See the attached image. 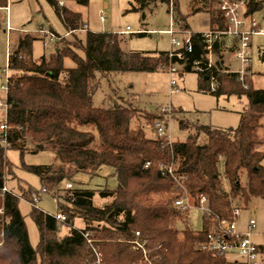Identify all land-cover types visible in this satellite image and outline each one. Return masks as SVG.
Returning a JSON list of instances; mask_svg holds the SVG:
<instances>
[{
	"label": "trees",
	"instance_id": "1",
	"mask_svg": "<svg viewBox=\"0 0 264 264\" xmlns=\"http://www.w3.org/2000/svg\"><path fill=\"white\" fill-rule=\"evenodd\" d=\"M47 1L73 38L81 30H86V35L72 42L66 35L56 34L57 44L50 55L34 59L35 37L26 34L19 38L17 49L9 53L11 75L6 95L7 135L4 142L0 141V189L7 174L12 173L8 148L21 153L43 149L55 153L57 162L52 164L24 165L39 176L48 191L78 172L94 175L103 166L113 168L118 185L114 189L73 186L60 192L56 199L66 216L62 222L71 227L63 237L57 233L61 220L33 206L30 215L40 235L37 247L30 242L19 209L22 197L35 204V191L29 187L20 193L11 190L0 195V264H90L95 252L84 236L86 232L99 238L94 243L103 264H230L224 253L213 256L200 243L219 219L232 218L240 200L247 204L253 196L264 198V140L259 134L264 88L254 87L252 77L246 79V87L237 73L225 66L226 55L217 46L212 67L204 69L209 59L203 33L190 30L179 0L161 1L169 4L177 30H190L191 50L182 47L183 59L171 55V50L127 51L118 33L91 31L82 13L67 7L64 0ZM75 1L87 5L90 0ZM156 1L136 0L137 5L131 7L143 10ZM193 2L194 11L210 13L209 29L225 26L218 0ZM0 4L7 6V0H0ZM263 4L264 0H247V13L254 14ZM65 57L75 66L66 67ZM197 61L202 70L195 69ZM173 64L180 74L198 73L199 91L216 96L246 95L248 103L240 112L239 124L217 127L181 120V126L195 131L186 140H172L166 132L159 134L157 123L167 126L166 121L180 109L170 106L169 112H163L160 107L152 112L125 100L110 106L93 104L103 76L155 72ZM209 71L217 77L215 91H209ZM138 114L157 129L156 137L146 135L144 123L135 125ZM162 164H173L179 181L163 174ZM223 178L228 180L229 190L224 188ZM184 189L195 205L205 199L201 230L189 226V208L175 205ZM97 195L110 200L95 204ZM76 218L84 227L74 226ZM179 221L185 225L181 230Z\"/></svg>",
	"mask_w": 264,
	"mask_h": 264
},
{
	"label": "rangeland",
	"instance_id": "2",
	"mask_svg": "<svg viewBox=\"0 0 264 264\" xmlns=\"http://www.w3.org/2000/svg\"><path fill=\"white\" fill-rule=\"evenodd\" d=\"M63 3L74 11L81 12L86 22V28L91 31H113L118 33L121 39V46L127 51H170L172 49L171 37L168 30L173 27L174 35L179 39L189 35L191 31H205L210 28V13L205 10L194 11L193 0H179L181 12L187 16L190 30L179 31L174 26L172 14L169 11V4L158 0L150 3L143 10L132 9V4L137 5L136 0H90L87 5L80 4L75 0H64ZM0 4V99L6 98V91L1 85H7V77L11 75L8 69L9 53L16 50L20 37L30 34L35 37L32 44L33 58L37 59L42 55H50L55 49L53 43L49 42L50 34L45 35L41 29L53 31L55 34L66 35L72 42L75 38H85L86 30L78 31L73 38L68 32L61 18L47 0H7V8ZM104 12L105 19H101ZM263 7L254 16L261 22V29L264 31ZM130 30L125 32L127 27ZM213 27V26H212ZM144 33V34H141ZM44 40L48 41L47 45ZM249 49V70L253 73L252 83L254 87L264 88V33L251 36ZM229 63L228 69L239 71L244 68L240 60L226 56ZM66 67L75 66L74 61L64 58ZM171 79L177 84L172 87ZM199 76L195 71L171 72L169 69H161L155 72L130 71L124 73H113L110 76H103L100 87L94 95L95 106H110L118 101H131L133 105L146 110L156 112L160 107L173 106L180 109L174 117H170L163 125V130L172 140H186L195 131L191 127H183L180 121L184 120L190 125L198 123L217 127H236L240 121V112L248 103L246 95L221 94L216 96L209 92H202L198 89ZM5 117V109L0 108V121ZM135 125L145 124L144 130L147 136L156 137L157 129L146 124L143 115L136 116ZM165 123V122H163ZM259 134L264 140V116ZM264 150V143L261 145ZM8 160L12 163V173L7 174L5 184L14 192L20 193L31 187L35 192H41L43 183L38 175L27 170L24 165H46L57 162L55 153L50 149H43L37 152L8 148L6 151ZM264 164V160H263ZM221 171L223 164L221 163ZM243 177V182L246 181ZM71 182L74 187L86 188H109L117 187L118 182L112 167L103 166L94 175L87 172H78L72 179L63 181L57 187L47 192L40 193L39 199L33 205L29 200L20 198L19 209L24 216L29 239L34 247L39 243V231L30 212L35 206L52 215L61 212L56 196L62 192L66 183ZM47 186V185H44ZM223 186L229 190V182L223 178ZM47 188L50 189L49 186ZM20 191V192H19ZM110 198L95 196V204L102 205ZM237 201H234L236 203ZM240 212L238 226L244 228L247 222L254 218L256 228L253 239L262 242L264 237V198L253 196L247 204L238 202ZM205 210L200 206H191L189 209V226L195 230L203 229V216ZM96 224V223H94ZM58 236L63 237L70 233L71 227L60 221ZM75 227H84L81 219L76 218ZM179 230L185 227L184 223H177ZM90 237L94 241L99 238ZM230 259L233 256H229Z\"/></svg>",
	"mask_w": 264,
	"mask_h": 264
},
{
	"label": "built area",
	"instance_id": "3",
	"mask_svg": "<svg viewBox=\"0 0 264 264\" xmlns=\"http://www.w3.org/2000/svg\"><path fill=\"white\" fill-rule=\"evenodd\" d=\"M219 8L223 12V15L226 19L225 26L223 28H211L205 31H202L205 49L208 51V64L204 68L206 70L212 67L214 62V49L217 46L221 49L224 55H230L233 59L240 60L244 68L236 72L238 79L243 82L247 87L245 82L247 78L252 77V72L249 70V49L251 44V36L258 33L262 34L264 31L261 29V22L256 19L254 14L247 13V0H218ZM101 19H105L104 12L101 13ZM264 21V15L262 17ZM44 34H50L49 42L55 43L56 34L52 31H47L41 29ZM130 27L128 26L125 29V32L129 31ZM168 32L172 35L171 37V55H176L180 59L184 58V53L182 47H186L187 50H191V43L189 35L179 39L174 35L175 30L171 27ZM190 34V32H189ZM48 41L44 40V44L47 45ZM168 69L171 72H177L178 66L176 64L170 65ZM195 69L202 70L200 63L195 62ZM209 91H215L217 89V77L212 72L209 71ZM8 81V77H7ZM170 84L172 87H175L177 84L175 79H171ZM1 88L8 92V84L1 85ZM0 108L5 109V117L0 121V141H5L7 135V99L4 101L0 99ZM171 107H161V111L169 112ZM157 126L159 127V134H165L163 130V123L158 122ZM150 162H147L148 165ZM163 174H171L174 178L178 180V177L174 175V166L170 165H161ZM180 184V183H179ZM181 185V184H180ZM73 185L71 182L66 183L65 188L70 189ZM183 188V187H182ZM11 189L5 184L0 189V195H3L5 192H10ZM46 188L42 189V192H47ZM33 201L39 199L40 195L36 192H33ZM205 199H202L200 206L205 210ZM175 205L183 209L189 208L191 206H196L192 196L188 193L187 190H183V194L175 200ZM240 208H233V216L231 219L222 218L218 220V225L213 226L208 233V237L205 241L200 243L201 247L209 251L213 256H217L221 253H224L226 258L230 261V264H264V241L258 243L254 241V229L256 228V220L251 218L244 229H240L238 226V216ZM58 220L64 221L66 219L65 214L57 212L54 215ZM136 235H139V232H136ZM84 236L87 238L88 243L91 245L93 251L95 252V259L90 264H103L102 254L97 250L94 243V239L90 237V233L86 232ZM136 246H141L139 242H136ZM229 256H233L230 259Z\"/></svg>",
	"mask_w": 264,
	"mask_h": 264
},
{
	"label": "crops",
	"instance_id": "4",
	"mask_svg": "<svg viewBox=\"0 0 264 264\" xmlns=\"http://www.w3.org/2000/svg\"><path fill=\"white\" fill-rule=\"evenodd\" d=\"M5 8H7V6H5ZM224 60H225V64H226L225 66H228V67L230 68L229 63L227 62L226 56H225V59H224ZM252 75H253V74H252ZM245 227H246V226H244V228H245ZM239 228H240V227H239ZM244 228H240V229H244ZM254 234H255V232H254ZM263 237H264V234H263ZM263 241H264V239H263ZM263 241H262V242H263ZM258 243H261V242H258Z\"/></svg>",
	"mask_w": 264,
	"mask_h": 264
}]
</instances>
